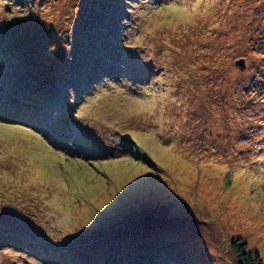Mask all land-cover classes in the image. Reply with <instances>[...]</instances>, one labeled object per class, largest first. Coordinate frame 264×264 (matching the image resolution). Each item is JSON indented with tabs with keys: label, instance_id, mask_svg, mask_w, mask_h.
<instances>
[{
	"label": "rangeland",
	"instance_id": "obj_1",
	"mask_svg": "<svg viewBox=\"0 0 264 264\" xmlns=\"http://www.w3.org/2000/svg\"><path fill=\"white\" fill-rule=\"evenodd\" d=\"M234 241L264 264V0H0V264Z\"/></svg>",
	"mask_w": 264,
	"mask_h": 264
},
{
	"label": "trees",
	"instance_id": "obj_2",
	"mask_svg": "<svg viewBox=\"0 0 264 264\" xmlns=\"http://www.w3.org/2000/svg\"><path fill=\"white\" fill-rule=\"evenodd\" d=\"M231 248L240 254V261L238 264H261L260 256L257 252L252 253L246 249L243 241L231 242ZM252 257V260H249ZM251 261V262H249Z\"/></svg>",
	"mask_w": 264,
	"mask_h": 264
}]
</instances>
